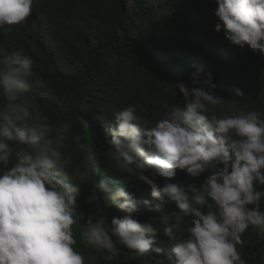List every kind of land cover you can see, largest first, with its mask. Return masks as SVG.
<instances>
[{"label":"clouds","instance_id":"1","mask_svg":"<svg viewBox=\"0 0 264 264\" xmlns=\"http://www.w3.org/2000/svg\"><path fill=\"white\" fill-rule=\"evenodd\" d=\"M35 2L0 0V30L26 22ZM216 3L214 14L220 22L215 30H223L234 45H248L264 57V0ZM193 75L198 79L201 73ZM205 82L216 87L211 73ZM33 87L46 88L33 71V59L22 49L9 54L0 47L4 101L0 106V264H85L74 247L73 226L84 221L78 197L80 184L90 173L79 168L69 171L72 153H63L58 145L67 139L71 126L65 123L54 137L50 135L49 117L29 95ZM176 88L186 100L191 97L186 107L165 105L163 117L149 126L138 114L140 105L128 106L114 113L105 139L121 171L150 185L151 196L161 203L167 197L182 212L194 215L186 229L189 238L178 235L184 223L180 215L175 224L165 220L162 229L139 222L134 218L140 212L138 203L124 188L105 180L94 188L106 193V200L126 215L113 217L110 224L104 215L89 216L84 234L89 243L114 257L120 252L117 245L146 257L163 251L155 247L163 231L176 241L167 264H246L238 250L244 245L242 235L250 227L264 234V190L258 187L264 186V119L257 112L237 109L217 116L213 110L225 100L182 82L172 85L174 96ZM236 93L243 95L239 89ZM72 140L77 152L89 151L80 135ZM177 169L193 177L209 174L200 187L189 186V197L175 183L161 188L155 182L157 176L171 180ZM95 199L94 192L88 202ZM143 203L152 211L148 201Z\"/></svg>","mask_w":264,"mask_h":264},{"label":"trees","instance_id":"2","mask_svg":"<svg viewBox=\"0 0 264 264\" xmlns=\"http://www.w3.org/2000/svg\"><path fill=\"white\" fill-rule=\"evenodd\" d=\"M217 7L216 0H36L26 22L0 30V47L9 54L22 49L46 85L33 87L29 95L49 117L50 135L54 137L65 123L71 126L67 139L58 145L63 153H72L69 171L79 168L90 173L81 182L78 197L84 221L73 226L74 247L85 264H167L176 242L160 231L155 247L163 251L146 257L120 245L114 257L89 243L84 234L89 216L104 215L110 224L113 217L126 215L106 200V193L94 188L101 180L115 182L133 197L140 207L134 218L141 223L162 229L165 220L175 224L180 215L184 223L178 235L188 239L186 229L195 218L167 197L164 203L153 198L150 185L118 168L116 153L105 139V128L114 122L115 112L140 105L138 114L154 126L163 117L165 105L186 107L190 102L191 97L186 100L178 88L172 94V85L182 82L225 100L213 110L217 116L237 109L257 112L264 119V57L248 45H234L223 30H215L220 22L214 14ZM197 72L201 73L198 79L193 75ZM208 73L215 88L205 82ZM3 103L0 96V106ZM74 135L88 144L87 153L75 150ZM208 174L193 177L177 169L171 180L157 176L155 182L161 188L175 183L191 197L189 186L200 187ZM145 175L152 178L150 173ZM94 192L96 199L89 203ZM261 207L264 210V200ZM242 240L238 250L246 264H264V234L250 227Z\"/></svg>","mask_w":264,"mask_h":264}]
</instances>
